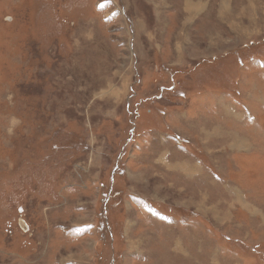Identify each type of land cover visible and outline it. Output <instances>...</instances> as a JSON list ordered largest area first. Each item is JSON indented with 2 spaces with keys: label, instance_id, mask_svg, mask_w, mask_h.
Listing matches in <instances>:
<instances>
[{
  "label": "rangeland",
  "instance_id": "obj_1",
  "mask_svg": "<svg viewBox=\"0 0 264 264\" xmlns=\"http://www.w3.org/2000/svg\"><path fill=\"white\" fill-rule=\"evenodd\" d=\"M0 264H264V0H0Z\"/></svg>",
  "mask_w": 264,
  "mask_h": 264
},
{
  "label": "bare ground",
  "instance_id": "obj_2",
  "mask_svg": "<svg viewBox=\"0 0 264 264\" xmlns=\"http://www.w3.org/2000/svg\"><path fill=\"white\" fill-rule=\"evenodd\" d=\"M203 7V6H202ZM227 9V8H226ZM160 12V11H159ZM194 23V22H193ZM188 46V45H187ZM184 167L186 168V166L184 165ZM170 168V167H169ZM174 168V167H173ZM207 200V199H206ZM216 209V208H215ZM221 219V218H220Z\"/></svg>",
  "mask_w": 264,
  "mask_h": 264
},
{
  "label": "water",
  "instance_id": "obj_3",
  "mask_svg": "<svg viewBox=\"0 0 264 264\" xmlns=\"http://www.w3.org/2000/svg\"><path fill=\"white\" fill-rule=\"evenodd\" d=\"M24 229H26L24 226H23Z\"/></svg>",
  "mask_w": 264,
  "mask_h": 264
}]
</instances>
